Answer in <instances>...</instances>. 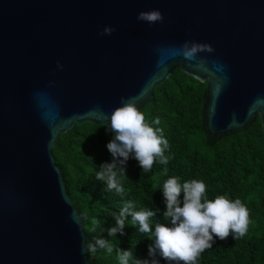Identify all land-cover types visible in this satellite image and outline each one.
Listing matches in <instances>:
<instances>
[{
	"label": "water",
	"instance_id": "water-1",
	"mask_svg": "<svg viewBox=\"0 0 264 264\" xmlns=\"http://www.w3.org/2000/svg\"><path fill=\"white\" fill-rule=\"evenodd\" d=\"M152 10L162 22L137 20ZM186 42L212 50L173 56ZM177 66L207 85L208 136L264 130V0H0V264H94L53 148Z\"/></svg>",
	"mask_w": 264,
	"mask_h": 264
},
{
	"label": "trees",
	"instance_id": "trees-1",
	"mask_svg": "<svg viewBox=\"0 0 264 264\" xmlns=\"http://www.w3.org/2000/svg\"><path fill=\"white\" fill-rule=\"evenodd\" d=\"M207 98V85L183 73L175 67L172 75L159 87L153 97L141 108L146 122L162 129L169 142L165 150L166 165L157 158L150 172H143L138 161L129 158L125 175H118L124 193L107 191L106 185L95 178L99 167L111 163L113 157L107 144L113 139L109 125L92 122L75 125L61 134L53 154L61 168L67 191L83 214V226L87 241L109 240L114 250L111 254L97 248L89 252V261L94 264H119L116 249L131 250L133 258L152 259L158 264H169L157 253L149 255V246H154L151 234L140 233L138 225L132 227L131 217L125 223L124 234L108 236L107 230L115 226L113 214H118L125 202H131L136 211L153 210L157 215L150 223L171 226L165 220L166 211L162 186L171 177H178L182 184L192 179L206 184V196L214 199L224 195L229 199L239 198L249 210L250 223L247 234L234 239H215L213 247L198 257L197 264H264V130L260 116L238 132L212 137L207 135L203 105ZM159 119L160 123L154 121ZM167 168V175L164 169ZM183 194H181V200ZM99 226L92 231V219ZM132 264V261H130Z\"/></svg>",
	"mask_w": 264,
	"mask_h": 264
},
{
	"label": "clouds",
	"instance_id": "clouds-1",
	"mask_svg": "<svg viewBox=\"0 0 264 264\" xmlns=\"http://www.w3.org/2000/svg\"><path fill=\"white\" fill-rule=\"evenodd\" d=\"M137 20L154 24L162 22L163 15L158 10L140 12ZM114 31L112 27H105L100 35H111ZM205 49L212 50L209 45L186 42L181 49L174 50L172 55L182 53L185 59L192 61L196 59L198 52ZM58 67L63 66L58 64ZM120 104V107L112 111L107 128L113 133V139L107 144L113 160L111 163L102 164L95 178L106 185L107 191H115L122 195L125 190L118 175L126 176L125 166L129 158L138 161L143 172H150L157 158L161 164L168 163L164 153L169 148V142L164 137L162 129L154 128L146 122L144 113L137 106V97H122ZM154 123L159 124V119L157 118ZM167 172L168 169L165 168L164 174L167 175ZM161 190L166 204L163 216L171 226L156 223L153 232L150 220L157 215L156 211H136L131 202H125L119 213L113 214L115 226L107 230L108 236L114 237L117 233L123 235L125 223L128 217H131L132 227L138 225L140 233L151 234L149 239H154V246H149L150 256L155 257L158 253L169 264H197L198 257L213 247L216 238L221 241L230 236L240 239L247 234L250 223L249 210L239 198L232 200L219 195L214 199H208L205 182L192 179L181 184L178 177L168 178ZM72 219L80 224V219L75 213ZM91 224V230L95 231L99 221L93 218ZM97 248L104 249L109 254L114 250L109 240L97 238L94 243L87 241L81 251L95 253ZM116 252L119 264H130V261L132 264H158L155 259L151 262L134 259L131 250L119 248Z\"/></svg>",
	"mask_w": 264,
	"mask_h": 264
}]
</instances>
